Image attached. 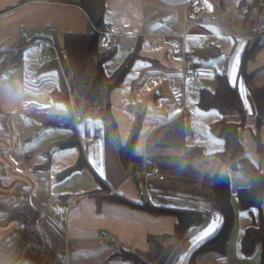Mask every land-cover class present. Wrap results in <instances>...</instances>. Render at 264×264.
Instances as JSON below:
<instances>
[{"label":"crops","instance_id":"1","mask_svg":"<svg viewBox=\"0 0 264 264\" xmlns=\"http://www.w3.org/2000/svg\"><path fill=\"white\" fill-rule=\"evenodd\" d=\"M188 1L104 0V25L114 46L104 49L98 32L97 53L110 51L99 66L91 50L95 29L79 6L0 0V264H133L114 253L146 254L158 247L171 249L164 264H260L259 244L251 255L240 250L244 230L259 223L260 211L241 209L236 197L249 180L216 157L224 141L210 125L221 115L197 102L200 90L214 91L216 76H226L245 111L238 139L264 174L255 107L239 74L246 48L258 40L262 45L247 71L254 73L253 88L264 85V0H201L203 12L192 24L185 19ZM45 43L56 47L59 63ZM43 50L51 59L40 58ZM184 57L198 72L195 80L182 74ZM4 63L11 65L2 68ZM104 90L114 134L96 111ZM72 105L83 112L79 122L71 118ZM178 116L185 144L203 155L186 160L181 148L157 149L149 154L160 177L131 178L132 165L122 166L118 149L134 125L133 152L142 162L148 136ZM227 119L240 121L236 115ZM71 138L74 146H58ZM257 139L264 150V122ZM80 154L84 165L70 170ZM224 171L233 212L225 253L194 254L221 227L212 179ZM155 209L195 211L204 220L175 243L174 217ZM102 234L109 240L99 244Z\"/></svg>","mask_w":264,"mask_h":264},{"label":"trees","instance_id":"2","mask_svg":"<svg viewBox=\"0 0 264 264\" xmlns=\"http://www.w3.org/2000/svg\"><path fill=\"white\" fill-rule=\"evenodd\" d=\"M51 1L79 6L86 13L93 28L96 30L92 33L91 50L99 57L97 63L100 66L110 54V51L107 52V54L103 53V55L97 53L100 37L98 31L101 30L104 25V0ZM261 45L262 43L255 40L246 48L240 64L239 74L243 77L244 82L249 88L250 96L255 107V137L258 142L257 149L259 156L263 157L264 150L257 139V131L264 122V85L253 88L254 73L247 71V63L255 58ZM10 65L11 63H4L2 64V68ZM125 69V66L120 67V70L118 69L117 73L120 75L117 77L118 79L122 76L121 71H125ZM117 78L114 83L117 81ZM216 79L217 85L214 91L205 89L200 90L197 104L202 110H217L221 115L218 121L210 125L212 132L224 141V147L220 152L216 153V157L226 168L242 171L249 180V186L238 189L236 197L241 209L249 210L250 208H256L260 211L259 223L257 226L252 224L244 230L240 240V250L244 255H251L255 251L256 245L259 244L261 246L260 264H264V217L262 215V206L264 204V174L245 156L243 146L238 139V129L244 126L245 111L236 87L229 84L224 74L217 75ZM107 89L110 90L108 85L106 87V90ZM106 95L107 93L104 90L102 92V98L96 106V111L109 122L112 128V134H114L116 129L114 123L111 121L109 105L107 102L103 101ZM231 115L238 116L240 121L238 123L229 121L227 118ZM137 131L138 124L136 123L130 132L126 145L118 149L120 162L127 170L130 165H132V170L141 166V162H138V158L134 156L133 152ZM184 140V120L181 116H178L154 130L146 139L145 148L146 151L150 153L157 149L181 148L186 160H191L203 155L200 147L187 146ZM75 144V141L73 142V138H71L68 141L60 142L58 146L60 148H67ZM82 158V154H80L76 165L70 170L80 169L81 164L84 165ZM212 195L214 203L221 214L222 224L219 231L212 238L204 242L194 254L214 252L222 255L226 250V241L233 222V212L230 206V184L227 172L224 171L214 174L212 179ZM118 202L120 201L118 200ZM153 211L157 214H165L174 217L175 221L171 237L175 243L182 240L184 233L190 226L199 225L204 220L203 215L195 211L168 209H155ZM156 250L157 254L154 255V253L142 254L138 251L119 248L113 256L118 259L130 260L133 264H164L171 253V249L164 250L162 247H158ZM162 251L163 255L160 256L159 252L162 254Z\"/></svg>","mask_w":264,"mask_h":264},{"label":"built area","instance_id":"3","mask_svg":"<svg viewBox=\"0 0 264 264\" xmlns=\"http://www.w3.org/2000/svg\"><path fill=\"white\" fill-rule=\"evenodd\" d=\"M203 8L201 5V0H189L187 2V8H186V14H185V19L188 23L192 24L195 23L202 14ZM100 36H101V46L106 49L110 50L114 46L113 40H112V35L107 31V27L103 25L102 29L98 31ZM45 46H49L52 54H53V59L56 60L58 63L60 62L59 58V53L56 47L52 44H47L45 43ZM40 58L45 61L50 59L44 52V50L41 52ZM182 67V74L184 77L190 79V80H195L198 77V72L196 68L194 67L192 61L186 57L182 60L181 63ZM81 109L76 106L72 105L71 107V113L74 122H79L82 119ZM143 163L141 169H133L129 176L131 178H135L137 180H146L151 177H159L160 172L157 166L154 165V162L149 156H143L142 157ZM55 214L59 217V219L65 218L64 213L62 211H55ZM98 243L103 244L104 242L109 240V235L107 234H102L97 237Z\"/></svg>","mask_w":264,"mask_h":264},{"label":"rangeland","instance_id":"4","mask_svg":"<svg viewBox=\"0 0 264 264\" xmlns=\"http://www.w3.org/2000/svg\"><path fill=\"white\" fill-rule=\"evenodd\" d=\"M51 59V58H50ZM52 59H53V57H52ZM254 84L256 85L257 83L256 82H254ZM78 109V108H77ZM79 110V109H78ZM80 111V110H79ZM81 112V114L83 113L82 111H80ZM82 117H83V115H82ZM71 118H72V120H73V117H72V113H71ZM73 122H74V120H73ZM263 125V124H262ZM263 128V127H262ZM150 152H147L146 153V155L147 156H149L151 159H152V161L154 162V165L155 166H157L158 167V165L155 163V161H154V159H153V157L149 154ZM142 163H143V160H142V162H141V166L140 167H138V168H134V169H141V167H142ZM158 169H159V167H158ZM262 169H263V166H262ZM264 170V169H263ZM159 172H160V169H159ZM159 177H160V175H159ZM159 177H151V178H159ZM151 178H149V179H151ZM55 214V213H54ZM162 245V244H161ZM154 253V255L155 254H157V250H155V252H153ZM159 255L161 256V255H163V251H162V254H161V252H159Z\"/></svg>","mask_w":264,"mask_h":264},{"label":"snow or ice","instance_id":"5","mask_svg":"<svg viewBox=\"0 0 264 264\" xmlns=\"http://www.w3.org/2000/svg\"><path fill=\"white\" fill-rule=\"evenodd\" d=\"M241 93H242V95H243V90L241 89Z\"/></svg>","mask_w":264,"mask_h":264}]
</instances>
